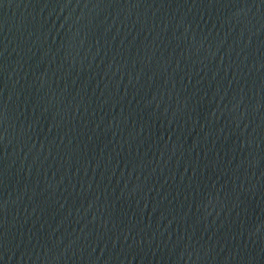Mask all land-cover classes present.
<instances>
[{
  "label": "water",
  "instance_id": "water-1",
  "mask_svg": "<svg viewBox=\"0 0 264 264\" xmlns=\"http://www.w3.org/2000/svg\"><path fill=\"white\" fill-rule=\"evenodd\" d=\"M0 264H264V0H0Z\"/></svg>",
  "mask_w": 264,
  "mask_h": 264
}]
</instances>
